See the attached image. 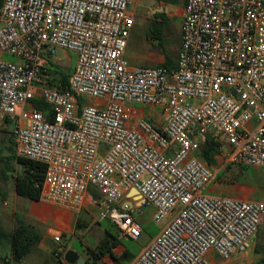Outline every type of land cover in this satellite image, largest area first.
Returning a JSON list of instances; mask_svg holds the SVG:
<instances>
[{
	"label": "built area",
	"instance_id": "1",
	"mask_svg": "<svg viewBox=\"0 0 264 264\" xmlns=\"http://www.w3.org/2000/svg\"><path fill=\"white\" fill-rule=\"evenodd\" d=\"M131 0H2L0 118L15 154L45 167L40 200L75 214L88 189L121 235L137 239L135 201L160 230L127 264H211L250 248L264 203L207 194L199 157L222 136L223 166L264 169V0H185L176 66H129ZM76 54L66 89L49 86L50 58ZM52 111L49 120L34 106ZM135 105L158 108L162 125ZM130 190L136 196H129ZM61 237L53 240L59 242ZM54 259L66 264L63 253Z\"/></svg>",
	"mask_w": 264,
	"mask_h": 264
},
{
	"label": "crops",
	"instance_id": "2",
	"mask_svg": "<svg viewBox=\"0 0 264 264\" xmlns=\"http://www.w3.org/2000/svg\"><path fill=\"white\" fill-rule=\"evenodd\" d=\"M184 2L185 0H174V3H171L169 2V0L168 1L166 0V1H159L158 3H160L162 7L167 6L170 8L167 13V18L178 19L182 24V18L184 14ZM154 20L156 19L151 20V24L153 23ZM178 41L180 48V36H178ZM127 47H128V42L124 51V56L126 54ZM152 56H153L152 60L156 63L157 66H162L167 61L166 58L163 57L162 55L152 53ZM0 57L6 59V55L4 54H0ZM171 61L173 62L172 63L173 65L167 68L169 70L175 68L177 57L175 61L172 59ZM139 112H140V116L148 119L154 124L155 118L152 116L153 111L151 109H149L147 113H145L143 110L140 109ZM2 120L10 121L8 119H1V123ZM161 125H162V119H161ZM227 148L228 146H226L225 150ZM218 157L219 155L216 157V161ZM248 168L252 169L254 172H257L259 170H264L262 168L238 167L234 170V173L232 175L233 177H230L231 181L229 188L227 190L225 189L223 190L227 191L226 195L234 196L242 200L260 201L264 203V179L259 177L258 178L253 177L252 179L245 178V174H246L245 169ZM204 192L207 194H218L212 191L211 185H209ZM91 196L97 198L98 193L93 189H88L86 202L81 212L78 214H75L67 209L55 207L48 203L42 202L40 199L39 201L30 200V202L32 203L30 209H32L35 212V216H36L35 222L31 224V223H27L20 216V212L18 209L19 205H27V204L26 202L22 201V197H19L15 194L14 186H13V191L12 194L8 197V201L4 203L5 204L4 207H0V229L6 234H9L12 232V230L15 227V224L18 221H23L26 224L30 225L40 235L41 238L40 241L32 247L31 251L25 256V258L22 261L16 263L22 264L24 262H28V264H60L53 257L54 251L57 250L54 247L55 244L58 247H62L64 250H72L77 252L79 255L84 257L89 264H94L91 259L88 260L90 257L89 256L90 250L98 247L100 242L106 238L107 233L112 234L113 239L118 241L117 245L113 249H111L112 253L115 256H118L122 252L127 251L125 247L121 244V239L125 238V236L121 235L119 231L111 223L110 225L112 226L113 231H111L107 227L102 226L101 223L98 221V217H97L98 210L90 204L88 199ZM9 202H11L12 205H9L8 204ZM37 222L51 223L52 225L47 229L38 232L35 229V224ZM263 225H264V215L262 217V222L259 227L258 233L256 234L255 238L251 241L250 244L251 246L247 251L243 253L234 254L226 260L221 259L215 254L211 253L209 255L210 263L211 264H262V262H264V231H261V227ZM77 230H79L82 234L80 238L76 236ZM260 232H263L262 238H260L259 235ZM58 235L60 237L67 235L71 237L70 241L65 242L63 244L61 242L62 241L61 238L59 242H55L53 238ZM4 240L7 242V247L9 249L10 254L9 257L0 256V262H3L4 264H10L11 262H13L11 260L10 242L8 239H4ZM1 244L2 243H0V246ZM136 255L137 254H135L132 257V259ZM107 259L110 260V264H114V260L108 255L103 256L101 260H99L96 264L105 263ZM128 262L124 264H127Z\"/></svg>",
	"mask_w": 264,
	"mask_h": 264
},
{
	"label": "rangeland",
	"instance_id": "3",
	"mask_svg": "<svg viewBox=\"0 0 264 264\" xmlns=\"http://www.w3.org/2000/svg\"><path fill=\"white\" fill-rule=\"evenodd\" d=\"M131 12L133 13V27L130 38L128 40V47L126 50V54L124 56V60L129 66H145V67H156V63L152 60V53L162 55L165 58L172 59L175 61L179 48L178 36L181 33V23L178 19H170L167 18V13L169 11V7H162L160 3L156 0H131V5L129 7ZM156 19L155 31L151 28V20ZM151 29L156 32L157 37L154 38ZM7 60H14V57L6 55ZM54 64L58 65L64 71H67L70 67L73 70L76 60V54L71 51L65 50H57L55 55L50 58ZM135 109L143 110L145 113L151 109L152 116L154 119V124L156 126L161 125V111L158 108L146 107L142 105H135ZM13 126L14 123L11 121H6L0 119V145L1 141H4L5 145L13 148L15 152V146L10 144L9 139L13 136ZM220 143L221 151H224L226 146H228L227 141L219 136L216 140ZM9 152L4 151L3 154H0V207H4V203L8 201V197L12 194L13 191V175L14 171L18 173L20 169L16 166L14 162L12 163V168L10 170H6L4 168L2 162V156L7 155ZM2 155V156H1ZM239 166H223L220 162L219 157L217 158L216 163L212 166L215 177L213 182L211 183V188L213 192L218 194L226 195L227 190L230 186V177H233L234 170ZM245 178L252 179L254 178H262L264 179V170H259L254 172L252 169H245ZM256 175V176H255ZM225 189V190H223ZM22 201L26 202L27 205H19L18 209L20 212V216L27 223L35 222V212L30 209L32 203L30 200L22 198ZM12 205L11 202L8 203ZM37 205V204H36ZM134 209L132 210V216L135 221L138 223L141 229L140 236L133 240L130 238H122L121 244L125 247L127 252L134 256L139 252V250L146 245V243L158 233L160 230V224L154 222L153 216V208L149 205L139 206L138 201H135ZM98 217V214H97ZM262 222V220H261ZM102 226L109 228L113 231L112 226L107 220L100 222ZM51 223H42L37 222L35 224V229L38 232H41L48 227H50ZM261 231H264V225L261 227ZM263 232H260V238L263 237ZM81 232L77 230L76 236L81 237ZM62 243L69 242L70 238L67 235L61 236ZM65 238V239H64ZM0 256L9 257V249L7 247V242L5 240L0 241ZM251 246V245H250ZM258 250V249H257ZM123 263H126V259H122ZM0 264H4L0 262ZM10 264H18L16 262H11ZM22 264H28V262H24ZM101 264V263H98ZM102 264H110V260L107 259L105 263ZM264 264V262H262Z\"/></svg>",
	"mask_w": 264,
	"mask_h": 264
},
{
	"label": "trees",
	"instance_id": "4",
	"mask_svg": "<svg viewBox=\"0 0 264 264\" xmlns=\"http://www.w3.org/2000/svg\"><path fill=\"white\" fill-rule=\"evenodd\" d=\"M156 1H166V0H156ZM168 1V0H167ZM169 2L174 3V0H169ZM2 6V0H0V8ZM157 21L154 20L151 24V28L155 31V25ZM151 29V33L154 38L157 37L156 32ZM166 63L162 65L164 68L172 66L173 62L166 58ZM49 72V86L57 88L59 90H64L68 87L70 82V77L72 73V68L70 67L67 71L61 69L58 65L51 63ZM34 106L42 110L45 116L50 120L52 118V111L48 105L41 101H34ZM10 144L15 146L14 140L9 139ZM220 143L207 138L204 143H202L199 151V157L208 166L212 167L216 163V157L220 153ZM4 151H8L7 155H1L4 168L8 171L12 168V163L14 162L16 166L20 169L18 173L14 171L13 175V186L15 194L19 197L31 200L39 201L40 193L43 186L45 167L43 164L34 162L31 160L22 159L17 157L14 149L8 147L1 141L0 154ZM8 239L11 247V260L13 262L22 261L25 256L31 251L32 247L40 241V235L28 224L23 221H18L15 224L14 229L11 233L6 234L0 229V241ZM118 241L113 239L112 234L107 233L106 238L100 242L98 247L90 250L89 259L96 264L105 255L110 256L114 260V264H124L122 259L130 261L133 256H131L127 251L122 252L120 255L115 256L111 249L117 245Z\"/></svg>",
	"mask_w": 264,
	"mask_h": 264
},
{
	"label": "water",
	"instance_id": "5",
	"mask_svg": "<svg viewBox=\"0 0 264 264\" xmlns=\"http://www.w3.org/2000/svg\"><path fill=\"white\" fill-rule=\"evenodd\" d=\"M129 196H136L135 190H130L128 192ZM54 247L61 253H63V258L66 264H89L88 261L79 255L77 252L72 250H64L62 247H58L54 244Z\"/></svg>",
	"mask_w": 264,
	"mask_h": 264
}]
</instances>
